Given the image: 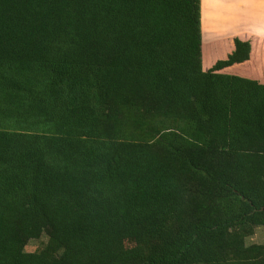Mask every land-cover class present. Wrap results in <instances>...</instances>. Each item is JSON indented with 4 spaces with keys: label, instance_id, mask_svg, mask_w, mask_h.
Instances as JSON below:
<instances>
[{
    "label": "trees",
    "instance_id": "1",
    "mask_svg": "<svg viewBox=\"0 0 264 264\" xmlns=\"http://www.w3.org/2000/svg\"><path fill=\"white\" fill-rule=\"evenodd\" d=\"M226 2L0 0V264H264L251 41L204 69Z\"/></svg>",
    "mask_w": 264,
    "mask_h": 264
},
{
    "label": "crops",
    "instance_id": "2",
    "mask_svg": "<svg viewBox=\"0 0 264 264\" xmlns=\"http://www.w3.org/2000/svg\"><path fill=\"white\" fill-rule=\"evenodd\" d=\"M223 6L226 13L231 12L229 8L231 7L233 9L232 15L238 16L234 18L235 20L232 18L226 21L224 20L225 23L223 25L221 22L217 21V24L220 25V28L217 30L221 31L217 33H215V30L212 29V31L209 29L210 31L205 33L206 30L203 28L202 20L203 42L209 43L214 40L215 42H218L222 40L220 39L222 34H225L229 40H224L230 42V49L228 52L231 53L235 48V36H239L243 40H250L252 43L251 58L249 61L241 65L243 70L240 73L248 77L257 78L264 82V0H233L231 4L229 2L223 3ZM218 14L221 13L219 12ZM212 45H210V48ZM203 54L204 69L211 68L218 60L225 59L228 56V54H226L225 56H219L215 59H211L210 52L207 54L206 48L204 47Z\"/></svg>",
    "mask_w": 264,
    "mask_h": 264
},
{
    "label": "rangeland",
    "instance_id": "3",
    "mask_svg": "<svg viewBox=\"0 0 264 264\" xmlns=\"http://www.w3.org/2000/svg\"><path fill=\"white\" fill-rule=\"evenodd\" d=\"M229 3L231 4L232 2H229ZM220 39H222V40H224V39L229 40L228 37L225 36V34H222V37ZM226 40H224V41H226ZM228 53L229 52H227L226 54H228ZM225 55H223V56H225ZM47 242H48V235H47V233H44L38 239H30V240H28L25 243V249L27 251H37V250L42 249L47 244ZM246 244L247 245H251V244H264V227L263 226L256 227L253 230V233L250 234V235H248L246 237Z\"/></svg>",
    "mask_w": 264,
    "mask_h": 264
}]
</instances>
